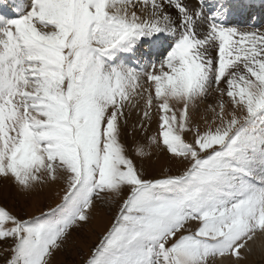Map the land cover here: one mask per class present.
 Listing matches in <instances>:
<instances>
[{"label":"snow or ice","instance_id":"6c2138e0","mask_svg":"<svg viewBox=\"0 0 264 264\" xmlns=\"http://www.w3.org/2000/svg\"><path fill=\"white\" fill-rule=\"evenodd\" d=\"M10 3L0 192L55 187L59 202L31 216L0 203L2 264H54L97 203L115 211L83 264L246 259L264 238V25L252 0ZM153 148L158 175L144 167Z\"/></svg>","mask_w":264,"mask_h":264},{"label":"rangeland","instance_id":"374dc122","mask_svg":"<svg viewBox=\"0 0 264 264\" xmlns=\"http://www.w3.org/2000/svg\"><path fill=\"white\" fill-rule=\"evenodd\" d=\"M191 2L195 3L196 0H191ZM25 3H30V0H25ZM6 5L11 10V3ZM261 11L260 13H254V11L252 13L256 16L255 20L261 18L259 21H254L258 26L264 25V7ZM248 21L250 23L253 22L250 17ZM152 130L151 132V129H149L147 134L151 135L155 133V124H153ZM137 138L141 139L139 136ZM141 140L142 142H146L143 141V138ZM127 143L131 145L132 138H128ZM155 150V148L152 149L153 154H156ZM157 157L158 156H155L153 158L152 156L150 159H145L146 163H144V167L150 175L160 174L162 167L165 165V161L159 163ZM57 202H59V195L55 187L51 189L47 187L42 190L38 189L37 192L28 197L27 200L20 195L15 187L11 186L10 182H5V190L0 192V203L6 205L17 214L22 212L25 216L35 215L43 208L54 206ZM114 211V207L109 210L107 204L97 203L96 207L92 210L91 221L84 227L73 232L71 243L66 246L64 252L56 254L54 264H83V260L87 257L89 249L98 242L100 236L110 225ZM0 264H2V260H0ZM239 264H264V257L251 254L249 258L241 260Z\"/></svg>","mask_w":264,"mask_h":264},{"label":"bare ground","instance_id":"6f19581e","mask_svg":"<svg viewBox=\"0 0 264 264\" xmlns=\"http://www.w3.org/2000/svg\"><path fill=\"white\" fill-rule=\"evenodd\" d=\"M5 5L10 3L9 0H4ZM252 3L254 5L253 11L254 13H260L262 12L261 10L264 7V0H252ZM0 12H5L9 17L14 18L15 13H13L6 5V7L0 8ZM255 16V15H254ZM256 17V16H255ZM259 19L261 20V18L256 19L255 21H259ZM264 22V20H263ZM152 128H151V132H152ZM142 139V138H141ZM146 143V142H145ZM156 151V150H155ZM157 156L155 153L153 154V158ZM157 161L159 163H162L164 161L163 158H159L157 157ZM144 163H146V160L144 161ZM255 255V256H259V257H264V238L262 239H258L256 241V243L253 245L252 247V251L250 253H247L246 258H249L250 255Z\"/></svg>","mask_w":264,"mask_h":264}]
</instances>
